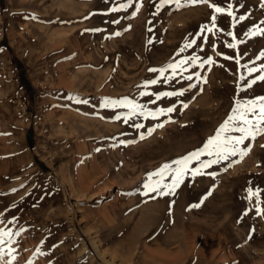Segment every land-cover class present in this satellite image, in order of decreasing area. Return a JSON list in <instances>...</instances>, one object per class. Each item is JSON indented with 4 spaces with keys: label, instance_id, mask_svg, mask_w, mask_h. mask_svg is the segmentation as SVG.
<instances>
[{
    "label": "rangeland",
    "instance_id": "rangeland-1",
    "mask_svg": "<svg viewBox=\"0 0 264 264\" xmlns=\"http://www.w3.org/2000/svg\"><path fill=\"white\" fill-rule=\"evenodd\" d=\"M210 2L231 3L245 19L233 27L231 17L217 14L222 31L213 34L203 30L213 10L189 0L180 8L131 0L115 12L129 0H0V231L13 234L2 247L15 257L4 255L0 264H111L113 253L127 254L131 237V264L151 256L164 259L155 264H264V214L257 211L264 212V135L239 146L250 149L243 157L185 176L173 195L144 194L150 173L202 149L238 103L264 96V82L247 88L264 74V36L245 35L264 28V0ZM192 57L200 58L196 65ZM185 59L187 71L174 79L171 70L168 79L149 70ZM208 59L214 63L199 67ZM250 68L258 71L249 75ZM123 99L148 112L174 111L145 118L104 104ZM98 164L118 178L85 194Z\"/></svg>",
    "mask_w": 264,
    "mask_h": 264
},
{
    "label": "snow or ice",
    "instance_id": "snow-or-ice-1",
    "mask_svg": "<svg viewBox=\"0 0 264 264\" xmlns=\"http://www.w3.org/2000/svg\"><path fill=\"white\" fill-rule=\"evenodd\" d=\"M189 2L193 5L195 4H208V7L213 10V15L210 17L211 24L205 25L203 30L209 33H215L222 31L221 28L217 27V14H224L231 17L233 24L235 26L236 21H242L245 19L244 16L236 17L233 13V5L231 3L228 4L227 8H224L216 3L210 2V0H189ZM175 4L177 8L182 7L181 0H159V7L163 8L165 5ZM131 6V0L129 3L124 4L121 3L118 8H113L111 11H119L127 9ZM142 6V5H141ZM136 11H139V6ZM135 15V13L133 14ZM151 31V29H149ZM232 37L233 41H237L238 38L233 32L227 33ZM116 35H120L119 32ZM249 38L262 35L264 36V28L257 27L256 29L245 33ZM151 42V41H150ZM192 43H195L194 41ZM238 43H244V41H238ZM190 44H185V47L180 51L183 52L186 48L190 47ZM229 48L235 49L237 47V43H229L227 45ZM261 58H264V53H261ZM225 59H230V57H224ZM199 57H192L191 63L193 65L197 64L199 61ZM189 61L187 59L180 61L179 63H170L167 67L160 69H149L152 72H159L160 76L164 79H168L164 74L171 70L172 78L174 79L178 72L182 73L187 71L183 67V65L188 64ZM214 63L210 59L202 61L199 63V67H203L204 64ZM239 63V60H237ZM258 71V69L250 68L248 69L249 75L253 72ZM188 80H192V76L189 75L185 77ZM243 79V77H241ZM258 81L264 82V74L259 75L255 79L248 81L247 88H252ZM151 84H156V80L150 81ZM190 87H195V85H190ZM184 95L183 91L180 92H165L163 96H182ZM161 97L158 95L157 99ZM80 102V101H77ZM84 103H87L84 101ZM105 106L111 104L113 106H122L128 107L131 111V114H137V110H140V114L144 115L145 118L152 116H160L165 115L166 113H171L174 111L173 108L169 107L168 109H160L159 112L153 113L143 110V106L139 104H134L132 101L128 99H123L119 101H104ZM187 107V105H185ZM250 117H252L250 119ZM136 127H142V125H136ZM160 127H163L161 124ZM238 132L239 136L229 135L230 133ZM151 135V131L149 132ZM257 135H264V96H260L257 99H253L247 102V105L237 104L232 109V114L227 117V119L220 125L219 129L216 131L215 135L210 137L207 142L204 144L202 149L194 151L180 159L174 160L171 163L164 164L159 170L150 173L147 177V181L143 187L147 190L144 194L148 195V192H156L159 195H173L175 194L176 189L184 182V178L187 175H191L193 178L196 176H200L204 174V169L211 167L213 164L218 163L221 160H227L229 156H236L239 154L241 157L247 154L250 151L249 148L241 149L239 146L243 145L246 140H255ZM143 139V136L141 137ZM264 147V145H262ZM215 156L216 159L205 161H200L201 156ZM193 161H199V166L196 168L190 167ZM175 165V167H173ZM167 175L172 176L171 183H164ZM156 177L157 179H153ZM250 196L252 194L259 195V192L252 193V190H249ZM193 207H199V205H194ZM261 214H264L260 209L257 210ZM11 232H2L0 231V259H3L4 255H8L13 260L15 257L13 256V250L9 247L5 250L2 245L6 242L4 237H8L7 243L11 244L14 241L11 239ZM18 235V233H17ZM11 264V260L9 261Z\"/></svg>",
    "mask_w": 264,
    "mask_h": 264
},
{
    "label": "bare ground",
    "instance_id": "bare-ground-1",
    "mask_svg": "<svg viewBox=\"0 0 264 264\" xmlns=\"http://www.w3.org/2000/svg\"><path fill=\"white\" fill-rule=\"evenodd\" d=\"M125 157H127V156H125ZM100 162V161H99ZM104 162V161H103ZM114 162V161H113ZM120 162V161H119ZM124 162L125 163H130L131 162V159H125L124 160ZM122 163V162H121ZM100 164V163H99ZM98 164V165H99ZM123 164V163H122ZM92 165V164H91ZM96 165V164H95ZM102 165V164H101ZM104 165L105 164H103L102 166L104 167ZM111 165V164H110ZM119 165V164H118ZM128 165V164H127ZM93 166V165H92ZM100 166V165H99ZM94 167V166H93ZM103 167H101L100 166V170H99V172L98 171H96L95 169V171H93V169H91L94 173H92V171H89L90 172V174H91V176L89 175V178H88V176H87V178H88V181L86 182V180H85V182H86V184L82 187V191L83 192H86L85 194H87V193H91V192H94V191H98L99 190V188L101 187V185H104V183H109V181H111V180H113L114 178H115V176L118 178V176H117V174L115 175V173H113L112 171L110 172L109 171V168H108V166H107V168H103ZM109 167H111V166H109ZM116 167H117V165H116ZM70 167H69V165H64V166H62V173L64 174V175H66V176H68L69 174H70V169H69ZM95 168V167H94ZM98 168V167H97ZM96 168V169H97ZM99 169V168H98ZM111 170V169H110ZM114 170V169H113ZM120 171H122V170H120ZM119 171V173L121 174V175H125V174H122L121 172ZM126 171V170H125ZM119 174V175H120ZM86 177V176H85ZM122 180V179H121ZM83 182V181H82ZM81 182V183H82ZM114 183V182H113ZM81 185V184H80ZM115 185V184H114ZM82 186V185H81ZM107 186V185H106ZM113 187V186H112ZM77 189V188H76ZM102 189V188H101ZM122 190V189H121ZM124 190V189H123ZM125 191V190H124ZM100 192V191H99ZM98 192V193H99ZM82 193V192H81ZM93 194V193H92ZM117 206V205H116ZM120 207V206H119ZM113 208V210L112 211H110L113 215H117V211H116V209H114V207H112ZM176 209H178V207L176 208ZM120 211V210H119ZM145 213V212H144ZM109 214V213H108ZM153 214V213H152ZM129 215V214H128ZM159 215V214H158ZM127 216V215H126ZM131 216V215H130ZM153 216V215H152ZM148 217V216H147ZM122 218V217H121ZM156 218V217H155ZM160 218H161V216H160ZM114 219V218H113ZM118 220V219H117ZM120 220V219H119ZM168 220V219H167ZM114 221H115V219H114ZM129 221V220H128ZM164 221H166L165 219H164ZM110 222V221H109ZM122 222V221H121ZM160 222H161V220H160ZM173 222V221H172ZM171 222V223H172ZM123 223V222H122ZM131 223V222H130ZM162 223H165V222H162ZM159 224V223H158ZM169 224V223H168ZM120 225V224H119ZM129 225V224H128ZM132 225V224H131ZM97 226V225H96ZM168 226V225H167ZM171 227V226H170ZM179 227V226H178ZM122 228V227H121ZM141 228V227H140ZM166 228V227H165ZM119 229V228H118ZM118 229H116V231L118 230ZM122 229H124V228H122ZM158 229V228H157ZM159 229H161V227L159 228ZM115 230V229H114ZM165 230H168V229H165ZM182 230V229H181ZM123 231V230H122ZM158 231V230H157ZM101 232V231H100ZM155 232V231H154ZM177 232V231H176ZM156 233V232H155ZM178 233V232H177ZM189 233V232H188ZM105 234V233H104ZM116 234V233H115ZM120 234H121V232H120ZM133 234V233H132ZM179 234V233H178ZM125 235V234H124ZM123 235V236H124ZM134 235V234H133ZM136 235V234H135ZM108 236V235H107ZM117 236V235H116ZM177 236V235H176ZM105 237V236H104ZM121 237V236H120ZM179 237V236H178ZM181 237H183V236H181ZM126 238V237H125ZM130 238V237H129ZM132 238V244L133 245H131L130 247H129V251L127 252V254L125 255V256H122L121 258H119L120 256H118L117 254H120L121 252H119V253H117V254H115V253H113L112 254V256H111V258L108 260V262L109 263H111V264H131L132 262H134V260H135V256L136 255H134V249L136 248V246H137V240L136 239H134L133 237H131ZM141 238H142V236H141ZM106 239V238H105ZM197 239V238H196ZM103 240H104V238H103ZM109 240V239H108ZM173 240V239H172ZM181 240V239H180ZM107 241V240H106ZM212 241V240H211ZM167 242V241H166ZM173 242V241H172ZM177 242V241H176ZM112 243V242H111ZM184 243V242H183ZM189 243H191V242H189ZM204 243H206V242H204ZM93 244L95 245V247L97 248V250H98V252H99V254L104 258L105 257V252H104V250H102L101 249V247L99 246L100 244H99V241L98 240H95V241H93ZM182 244V243H181ZM176 245V244H175ZM192 245V244H191ZM214 245V244H213ZM112 246V245H111ZM114 246V245H113ZM133 246V247H132ZM211 246V245H210ZM127 247H128V245H127ZM183 247V246H182ZM193 247V246H192ZM208 247V246H207ZM212 247V246H211ZM214 247V246H213ZM186 248H188V247H186ZM191 249V248H190ZM193 249V248H192ZM112 250V249H111ZM172 250V249H171ZM187 250H189V248L187 249ZM116 251V250H115ZM134 251V252H133ZM211 251V250H210ZM214 251H216V250H214ZM118 252V251H117ZM125 252V251H124ZM158 252V251H157ZM161 253V252H160ZM216 253V252H215ZM150 254V253H149ZM158 254V253H157ZM217 254V253H216ZM121 255V254H120ZM124 255V254H123ZM153 255V254H152ZM155 255V254H154ZM159 255V254H158ZM161 255V254H160ZM168 255V254H167ZM212 255V254H211ZM144 256V255H143ZM156 256V255H155ZM162 256V255H161ZM164 256V255H163ZM169 256V255H168ZM178 256V255H177ZM215 256V255H214ZM148 257H149V255H148ZM159 257V256H158ZM157 257V258H158ZM164 257H166V256H164ZM163 257V258H164ZM173 257H175V256H173ZM172 257V258H173ZM192 257V256H191ZM147 258V257H146ZM176 258V257H175ZM175 258H173L172 260L174 261V259ZM200 258V257H199ZM151 259L152 260H155V262L153 263V264H155V263H157L156 261H159V259H154V257H150L149 258V261L148 262H150L151 261ZM178 259H180V257L178 258ZM184 259V258H183ZM162 260H164V259H160V261L159 262H163ZM169 260V259H168ZM177 260V259H176ZM181 260V259H180ZM196 260V259H195ZM201 260V259H200ZM139 264L140 263H147V264H149L148 262H146L145 261V258L144 259H139ZM169 262V261H168ZM182 262V261H181ZM152 263V262H151ZM170 263V262H169ZM168 263V264H169ZM172 263H174V262H172ZM180 263V262H179ZM183 264H184V262H182ZM177 264V263H176ZM187 264V263H186ZM204 264V263H203Z\"/></svg>",
    "mask_w": 264,
    "mask_h": 264
}]
</instances>
